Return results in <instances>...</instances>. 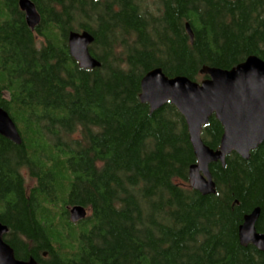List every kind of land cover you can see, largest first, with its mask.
Listing matches in <instances>:
<instances>
[{
    "label": "trees",
    "instance_id": "1",
    "mask_svg": "<svg viewBox=\"0 0 264 264\" xmlns=\"http://www.w3.org/2000/svg\"><path fill=\"white\" fill-rule=\"evenodd\" d=\"M34 30L19 0H0V107L22 139L0 135V220L18 260L37 264H264L239 228L260 208L264 144L210 167L216 194L189 183L197 159L171 104L151 114L145 75L200 83L204 67L264 60V0H32ZM154 6V8H150ZM190 24L194 39L187 32ZM95 37L100 68L70 55V32ZM213 116L202 139L218 150ZM27 175V177H26ZM88 217L73 223L69 208Z\"/></svg>",
    "mask_w": 264,
    "mask_h": 264
},
{
    "label": "water",
    "instance_id": "2",
    "mask_svg": "<svg viewBox=\"0 0 264 264\" xmlns=\"http://www.w3.org/2000/svg\"><path fill=\"white\" fill-rule=\"evenodd\" d=\"M27 25L35 29L41 16L32 0H19ZM191 39L194 34L186 25ZM95 37L88 31L70 32L68 46L70 55L82 69H96L101 63L91 54ZM201 74L207 76L200 83L178 76L170 78L161 68L149 71L141 82L140 101L150 107L151 114L173 105L184 117L197 162L190 167V186L203 196L216 194V183L210 167L233 153L245 161L251 153L264 144V60L256 55L248 57L236 67L228 69L204 67ZM224 129L220 148L211 149L202 139V131L212 117ZM0 135L15 144H22L15 122L0 107ZM73 223L88 217V210L81 205L69 208ZM261 209L246 215L239 228V240L243 247L254 246L264 254V233L257 229ZM9 229L0 220V264H37L35 260H18L14 249L4 241Z\"/></svg>",
    "mask_w": 264,
    "mask_h": 264
},
{
    "label": "rangeland",
    "instance_id": "3",
    "mask_svg": "<svg viewBox=\"0 0 264 264\" xmlns=\"http://www.w3.org/2000/svg\"><path fill=\"white\" fill-rule=\"evenodd\" d=\"M150 8H152V9H153V8H154V6H150ZM26 177H27V175H26Z\"/></svg>",
    "mask_w": 264,
    "mask_h": 264
}]
</instances>
